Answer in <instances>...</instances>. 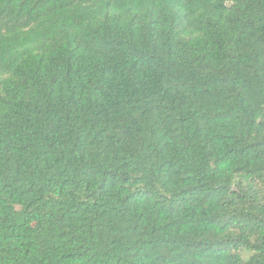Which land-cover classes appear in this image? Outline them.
<instances>
[{
	"label": "trees",
	"instance_id": "16d2710c",
	"mask_svg": "<svg viewBox=\"0 0 264 264\" xmlns=\"http://www.w3.org/2000/svg\"><path fill=\"white\" fill-rule=\"evenodd\" d=\"M0 264H264V0H0Z\"/></svg>",
	"mask_w": 264,
	"mask_h": 264
}]
</instances>
